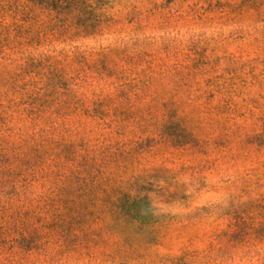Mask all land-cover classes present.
Wrapping results in <instances>:
<instances>
[{
	"label": "rangeland",
	"instance_id": "obj_1",
	"mask_svg": "<svg viewBox=\"0 0 264 264\" xmlns=\"http://www.w3.org/2000/svg\"><path fill=\"white\" fill-rule=\"evenodd\" d=\"M54 1L0 0V264H264V0Z\"/></svg>",
	"mask_w": 264,
	"mask_h": 264
},
{
	"label": "trees",
	"instance_id": "obj_2",
	"mask_svg": "<svg viewBox=\"0 0 264 264\" xmlns=\"http://www.w3.org/2000/svg\"><path fill=\"white\" fill-rule=\"evenodd\" d=\"M53 3L56 5V8H60L63 4L70 5L71 1L55 0ZM246 139L250 144L258 143L259 146H264V120L261 125L260 132L248 135L246 136ZM85 146V143H82V147ZM69 147L70 148H68V150L61 153V158L63 160V163H69L71 165V168H69L68 171H70L69 177L74 180L72 181V183H75L77 185H82L84 183V186L82 187H84L85 191L82 192L84 193L82 195L86 198L87 206L92 204V200L95 197L94 194L99 189L98 183L96 182L97 176L95 175V173H98L99 167L101 166H98V164L96 163V157H91L89 156V154H85L84 156H81L79 160H75L72 156V152H69L74 151V147ZM110 149L111 147L108 145L106 146V150L102 153L107 154L110 152ZM112 157H114L113 153L110 158ZM98 160H103L101 164L105 163V158H100ZM114 160H117V158H115ZM111 198H113V200H110ZM102 202L104 203V207H107L109 219H111L113 222L131 223V221L134 220L135 200L131 199L128 195L122 194L119 191H115V194L110 197L106 196L105 200L103 199ZM84 212H86V214L91 217L93 216L95 220H99L101 218L100 215H97V213L89 212L88 209L84 210ZM142 224L145 225L146 222L144 221L142 222Z\"/></svg>",
	"mask_w": 264,
	"mask_h": 264
}]
</instances>
